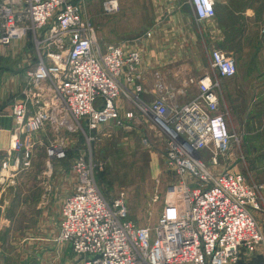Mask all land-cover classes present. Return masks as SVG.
<instances>
[{
    "label": "built area",
    "instance_id": "obj_1",
    "mask_svg": "<svg viewBox=\"0 0 264 264\" xmlns=\"http://www.w3.org/2000/svg\"><path fill=\"white\" fill-rule=\"evenodd\" d=\"M189 3L196 22L214 17L213 0ZM83 9L84 0H0V45L8 46L30 34L38 55L35 67L26 74L22 97L15 98L11 107L13 129L6 155L14 168L25 170L31 163V150L21 142L22 135L56 126L92 141V135L106 124L131 129L136 114V123H148L164 158L178 173L211 185L192 190L180 186V207L160 216L151 239L148 228L127 220L121 199L110 204L103 199L91 168L77 157L78 180L61 204L57 242L67 245L81 264H252L258 246L264 243L252 215L261 209L263 186L248 184L242 175L227 171L212 178L199 166L200 152L212 146L215 164L235 139L219 112L218 84V79L235 75V60L211 49V74L187 78L176 92L184 95L185 89L195 87L193 99L172 103L171 96L161 95L165 87L156 81L153 93L157 96L147 103L141 97L140 55L124 53L112 44L100 47ZM117 10L116 0L102 4L106 15ZM40 31H44L41 52ZM47 82L52 97L44 103L39 89ZM121 98L131 110L120 112L116 101ZM45 154L55 161L66 157L56 143H48Z\"/></svg>",
    "mask_w": 264,
    "mask_h": 264
},
{
    "label": "rangeland",
    "instance_id": "obj_2",
    "mask_svg": "<svg viewBox=\"0 0 264 264\" xmlns=\"http://www.w3.org/2000/svg\"><path fill=\"white\" fill-rule=\"evenodd\" d=\"M90 1L85 0L83 12L93 25L95 38L99 46L112 44L121 48L124 53L137 52L140 55L139 72L141 73V79L139 83L143 86L144 94L141 97L143 96L145 102L149 103L157 96V94L153 93L154 82L156 81H160L165 87L161 95L165 97L171 96L172 103L176 102L179 104V97L183 96H185L183 102L190 101L193 98L188 100L189 95L186 93L184 95H176L178 82L175 73L179 72L180 67L196 70L203 64L209 63V50L205 52L200 44L192 49H189V47L183 49L177 46L174 47L173 41L178 38V34L157 32L158 21H162L163 18H158L157 9H151L150 5L155 4L153 1L122 0L124 6H118L117 12L112 15L104 14L102 6L101 11H98V13H95L94 10H87L86 13L85 8ZM94 19L101 20L100 22L103 24L102 27L104 29L102 32H97L98 28L94 24ZM141 24L142 27H137V25ZM97 26H99V23ZM148 27L154 28L153 32H149ZM136 28L139 29L136 30ZM43 34L44 31H40L38 34L39 38H37L39 41V50H37L39 52L44 50V44L40 38ZM27 37L31 38V45L35 49L33 37L30 34H27ZM223 45L226 47V52L232 53L234 51L232 53L234 60L239 59L233 42L224 41ZM35 56L37 61V51ZM40 56L43 57L42 55ZM149 61L151 63L155 61L157 67L151 68L148 73L146 69L149 66ZM45 62H49V59L45 58ZM28 72L29 70L25 72V77ZM46 85L49 87L48 82L43 84V86ZM219 97V112L224 115L227 110L232 124H236V130L246 133V139H249V142H253L250 125L254 122L252 121L251 113L259 109V106L253 105V98L242 95L225 98V101L228 99L230 103V113L221 103L223 98L220 94ZM120 103L121 113L131 110L124 98L120 99ZM249 110L252 111L249 113ZM139 119L141 120V118ZM138 121L137 115L134 114V118L131 121L133 127L129 130L113 124L101 126L98 132L92 135V141H87L81 133L73 135L56 126L46 127L45 134L47 137L45 139L47 141H43L40 147L33 150L34 163H30L27 168L29 171L27 176L21 177L18 181L19 183L21 182L20 184L23 187V199H25L26 193L30 191L32 194L37 192V199L41 200L46 191L53 190L50 189L51 184L47 183V180H50V182L54 180V191L51 192L50 196V200L53 202L58 200V195H61V189L64 188L65 190L67 183L64 182L62 184L63 181L68 180V183H70L69 192L72 191L78 180L74 171V163L77 157H80L84 164L91 168V178L103 199L109 204L114 200L121 199L127 211V220L136 227L148 228L152 239V230L160 216L168 210L173 211L180 207V202L178 201V198H180V186H185L192 190L197 187H207L211 184H205L204 181H200L189 174L178 173L177 169L164 158L162 145L148 123L141 120L142 123L138 125ZM257 125H259V122H257ZM48 143L60 144L66 151L65 159L56 162L48 161L45 156V149ZM234 144L232 142V148H236ZM213 153L212 146L199 153L200 169L208 173L212 178H217L222 171L231 170L237 164L241 166V164L245 163L252 168L255 163L225 161L224 158L227 156L225 153L219 154L216 163L212 164L211 156ZM48 168L53 171L51 175L46 177L45 171ZM262 169L263 171L258 172L261 178L264 177V166ZM252 172L249 173L250 177L245 176V174L243 177L248 184L255 183L263 186V204L261 205L263 210H260L264 211V183H256V179L258 178L257 180H259L260 177L255 176V173ZM63 176L67 180H64ZM28 194L30 193L28 192ZM47 199H49V196ZM40 211L39 209L38 212ZM47 211L49 212V208H47ZM258 224L264 237V213L260 215ZM68 249L71 256L78 258L72 253L70 248Z\"/></svg>",
    "mask_w": 264,
    "mask_h": 264
},
{
    "label": "crops",
    "instance_id": "obj_3",
    "mask_svg": "<svg viewBox=\"0 0 264 264\" xmlns=\"http://www.w3.org/2000/svg\"><path fill=\"white\" fill-rule=\"evenodd\" d=\"M103 1L91 0L86 5L85 12L87 13V10L100 12ZM116 1L119 7L124 6L122 0ZM149 1L155 2L150 7L158 10V18H163L162 21L160 19L158 21L157 32L178 34V38L173 41L174 47L192 49L200 44L205 52L218 49L233 57L234 51L226 52L223 42L231 41L235 44L234 47L239 56V59L235 60L236 73L231 78L218 79L219 94L223 98L221 103L231 113L230 103L228 99L225 101V98L242 95L252 97L253 105L259 106V109L251 113L254 122L250 125L253 142L246 139V133L236 130V124H232L226 110L224 118L229 131L235 136L233 143L236 148L230 146L224 158L225 161L255 162L252 168L244 163L226 170L242 176L245 174L248 177L253 171L255 176L260 177L259 180L256 179V183H264V177L261 178L258 173L263 171L264 166V0H213L214 17L200 23L196 22L189 0ZM100 21V19H94V24L98 28L97 32L104 30ZM98 23L99 26H97ZM139 26L142 27V24L137 25ZM153 29L148 27L149 32H153ZM30 40L31 38L25 36L8 46L0 45V264H81L77 257L71 256L67 245L57 242L61 204L71 192H69L70 183L66 177L63 176V179L67 181H63L62 184L65 182L67 185L65 190L61 189L58 200L54 202L50 200L51 192L54 191V180L46 181L51 184L50 189L53 190L46 191L41 200L37 199L34 188L35 194L28 191L30 194L27 192L23 199V187L18 181L21 177L27 176L29 171L28 169L16 171L11 158L6 155L13 129L12 102L15 98L22 97L25 72L32 70L36 64V51ZM148 65L149 69H146L148 73L151 68L157 67L155 61L152 63L149 61ZM210 74L209 63L203 64L196 70L180 67L179 72L175 73L178 82L176 88L181 90L186 78H201ZM41 86L43 84L39 89L42 100L47 103L52 97V89L47 85L42 88ZM185 93L189 95L188 100H190L197 95V89L188 87ZM184 97H179V104L186 103L183 102ZM116 103L121 111L120 100ZM251 111L249 110V113ZM46 130L47 128L35 134L20 137L21 142L30 147L31 163H34L33 158L35 159L33 150L40 147L43 141H47ZM47 160L56 162L48 158ZM52 171L50 168L46 169L45 176L51 175ZM48 196L49 199H47ZM39 209L40 212H38ZM263 213L264 211L261 210L253 212L257 224ZM263 263L264 243L258 246L252 261V264Z\"/></svg>",
    "mask_w": 264,
    "mask_h": 264
},
{
    "label": "bare ground",
    "instance_id": "obj_4",
    "mask_svg": "<svg viewBox=\"0 0 264 264\" xmlns=\"http://www.w3.org/2000/svg\"><path fill=\"white\" fill-rule=\"evenodd\" d=\"M60 65V64H59ZM61 66V65H60ZM177 203V202H176ZM179 204V203H178Z\"/></svg>",
    "mask_w": 264,
    "mask_h": 264
}]
</instances>
